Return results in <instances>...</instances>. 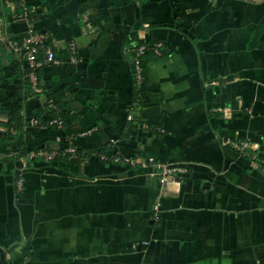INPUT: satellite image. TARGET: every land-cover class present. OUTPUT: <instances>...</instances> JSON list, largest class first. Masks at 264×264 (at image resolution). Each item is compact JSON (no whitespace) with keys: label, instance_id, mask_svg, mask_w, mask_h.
<instances>
[{"label":"crops","instance_id":"0c3cea01","mask_svg":"<svg viewBox=\"0 0 264 264\" xmlns=\"http://www.w3.org/2000/svg\"><path fill=\"white\" fill-rule=\"evenodd\" d=\"M25 10L59 60L39 69L41 93L10 45ZM152 44L161 54L141 60L152 98L135 105L127 49ZM0 76L29 129L24 153L0 143V264H264V166L231 145L264 154V0H0ZM52 96L64 128L32 127ZM7 118L0 133L14 134ZM71 134L84 161L30 157ZM102 153L186 174L159 184L150 166Z\"/></svg>","mask_w":264,"mask_h":264},{"label":"built area","instance_id":"2783aa9c","mask_svg":"<svg viewBox=\"0 0 264 264\" xmlns=\"http://www.w3.org/2000/svg\"><path fill=\"white\" fill-rule=\"evenodd\" d=\"M17 21H24L27 25L24 34L19 40H12L10 42L12 52L19 59L23 75L26 82L30 85L31 89L35 93H41L43 83L39 76V69L46 64H57L59 62L55 52L48 44L46 37L41 34L37 28L33 25V17L30 11L25 10L16 16ZM68 48L71 52V57L75 58V45L70 42ZM159 44H152L150 46L132 45L127 49V53L132 58L133 65L135 67L134 73V89L137 91L135 99V105H140V94L138 93L143 80V66L141 63L142 57L149 52H153L156 55H160ZM47 106L50 108L54 115L48 120H40L39 118L33 117L29 119V123L34 128H40L45 126H54L57 129H63L65 120L60 114V110L55 102L49 98L47 99ZM73 134L66 136L64 139L63 146L61 148H47L41 147L37 150L29 153L30 157L35 159H42L45 162L52 160L62 159L67 161L79 160L84 161L87 158V154H82L78 150L77 146L73 142ZM230 144V143H229ZM231 145L236 148L241 154L249 153L252 161L259 166H264V154L260 151L248 150L251 146L248 140L241 139L231 142ZM98 157L102 161L113 162L123 167H135L148 165L155 170L158 177L159 184H165L169 181H181L186 174V167L177 162H165L157 160L155 158H144L139 160L137 157H131L121 154H113L108 156L106 153L99 154ZM16 188L19 190L22 187V178H17L15 181ZM160 206V200L157 197L154 209L157 210ZM139 245L145 246L146 242L142 244H135L133 247L138 248Z\"/></svg>","mask_w":264,"mask_h":264},{"label":"trees","instance_id":"16d2710c","mask_svg":"<svg viewBox=\"0 0 264 264\" xmlns=\"http://www.w3.org/2000/svg\"><path fill=\"white\" fill-rule=\"evenodd\" d=\"M143 74L144 80L138 93L140 94V104L147 105L148 103H150V100L152 98V92L147 89L148 80L147 76L145 75L144 69ZM15 79H17V77ZM24 81L26 82V80ZM134 96H137V91H134ZM49 98H51L58 104V97L52 96ZM0 99H3V102L0 104V112L7 115V125L10 126L15 124L17 126V130L14 134H8V132L0 133V143H5L12 140L15 142V146L19 148L22 153H24L25 150L23 146L28 136L29 129L24 128V120L21 118V111L23 107L22 97L19 95V88H17L14 83L5 81L1 76ZM53 115L54 112L46 105L44 114L42 116H39L38 118L43 121L52 118Z\"/></svg>","mask_w":264,"mask_h":264}]
</instances>
